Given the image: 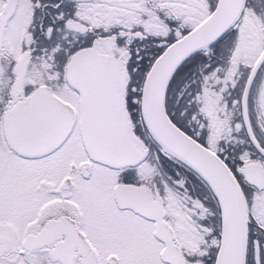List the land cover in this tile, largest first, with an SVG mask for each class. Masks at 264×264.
<instances>
[{"label": "snow or ice", "instance_id": "obj_1", "mask_svg": "<svg viewBox=\"0 0 264 264\" xmlns=\"http://www.w3.org/2000/svg\"><path fill=\"white\" fill-rule=\"evenodd\" d=\"M0 264H264V0H0Z\"/></svg>", "mask_w": 264, "mask_h": 264}]
</instances>
